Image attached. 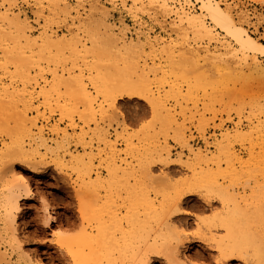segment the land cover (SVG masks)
<instances>
[{
    "label": "rangeland",
    "instance_id": "rangeland-1",
    "mask_svg": "<svg viewBox=\"0 0 264 264\" xmlns=\"http://www.w3.org/2000/svg\"><path fill=\"white\" fill-rule=\"evenodd\" d=\"M11 1L12 0H10V2ZM13 1L17 5L14 10L15 13L13 14L20 13L22 18L27 17L29 21L35 25L34 27L36 30H40L42 27L41 25L46 24L50 27L52 25L51 29L57 33L58 38L65 34L67 25H70V20L75 17V14H71V16L67 15L65 9H63L64 6L62 7V5L60 7L63 9V12L65 11L64 13L61 11L60 7L56 8L55 12H50V9L55 8H49V4H47L45 1L42 3L43 5H38L39 0ZM7 2L8 0H0V4H4L6 6L11 4L8 2L9 4L7 5ZM193 2L194 6L198 8L195 0H193ZM228 2L234 3L235 5L241 7L243 11L248 13L249 16L247 17V22H245L243 26L256 41L264 44V0H228ZM36 3L38 4L36 5ZM67 3L70 8H80L81 22H76L77 24H75L73 27L76 32L79 30V32H77L78 35L80 34L79 37L86 40L87 47L83 49L89 50V47L91 50H89L90 52H86L82 51L83 49L80 48L78 50L81 51V54L78 55L79 53H77L75 55V52H73L72 48L70 49L68 46L63 47L62 45V48H59L61 47L60 45L57 48H55V46L53 48L48 47L49 50L47 47H45V49L41 48V52L40 50L37 51V49V52L35 51V60L33 59L34 63H32L34 66L36 65L35 71L31 77L36 76V81L41 83L46 79L50 81L51 84L50 86H47L49 89L48 97L46 99L41 97L38 99L36 98L33 103V107L38 105L37 107L39 108V113L44 115L45 118H48V123L44 122L41 125H47L49 128L57 126L58 129L63 130L66 129L67 126L72 122L79 124V126H84L83 122H87L88 124H85V127L82 131H80V129L76 132L68 130V138L65 140H58V142H60V153H66L68 155V159H70L67 167L65 166L63 168L57 165L54 161V158L51 157L31 160L28 157H23L20 153L15 152L16 149H14L15 151H8L7 149L10 147L13 149L11 143L15 137L19 138L22 135L21 139L19 138V140L27 141V136L32 125H29L30 121L28 124L26 123V126H24L22 123V127H24V129H22L21 124L16 116L18 113L14 111L17 113L15 115L13 112L9 111H13L10 108L14 104L17 107V109L14 110L18 111L19 109L20 113V110L23 111V108H25L23 107L24 103H20L19 98H17L19 102L15 98L14 101H16L14 102L12 100L11 102V97L8 96L9 99H7L8 97L4 96L5 100L3 101V105L5 104V108L3 109V107H1L3 105L0 106V109L2 108L0 110V147L2 148L4 155L2 158H0V196H2L3 192H6V188L10 183H19L24 180L29 184L28 188L30 189V194L25 196L24 193H22L25 199L19 203V206L21 207L18 210L16 215L17 218L15 219V222L12 226L16 230V235H18L16 238L18 239L21 250L17 248L19 247L17 245L18 243H16L17 240L13 241L14 244L12 245L14 246H12L10 243L13 240L11 226L9 227V225L7 226L5 222L3 223V221H5L4 219L0 220V264H32L33 262L31 263L29 259H34L36 256H39V259L41 258V261L44 264H75L70 252H72L74 249L73 253L75 254L79 248L81 249L79 250L82 252L83 259L84 256L87 258L89 255H93L88 257V259H91L90 261H85L86 264H91L93 258L96 259V264H112L115 263L113 259H116L115 261H117L115 264H144V261L148 264H244V262L242 263V261L238 259L228 263L221 256H219L220 253L218 251L208 250V246L206 244H192L189 248H187V241L201 235L205 236L206 238V235H210L208 231L212 228V231L215 230L213 231L214 233L217 232L216 234L218 237L225 236V231L223 232V230L216 229L215 226H211L212 223L216 221V217L219 215L217 212L220 211L222 213L223 210L225 211L224 205L216 200V196L218 195L217 193L220 192L218 189L222 191L225 190V192H223L226 193L229 198L231 197L230 195L236 197H233V199H235L237 202L232 201L233 199L231 197V202H229L228 207H235L234 205L236 203L238 205L239 203V207H241L244 212H252L251 214H256L257 218L259 214L258 212L264 213V133L259 131L261 130L260 128L264 126V77H259L261 71L256 69L255 65L248 64L250 67L245 68L244 73L246 74H244L245 76L243 75L244 77L237 76L238 81L235 82L236 78H233V82H231L232 80L230 82L227 80V83L225 82V84H223L224 80L222 81L223 78H220L221 73L217 74L214 72V74L213 71L211 72L206 66H204V68L203 62L200 63L204 70L201 66H198L199 64L195 67L194 64L190 63L189 66L187 62V65H184L186 63L183 62V65L177 63V67H171L168 63L169 61L162 59L164 70L150 76V79H148L149 91L140 88H136V90L134 89L139 93L140 97L137 96L134 98H128L126 97L125 92H106L108 90L106 87L109 84L111 85L115 80L123 78L122 76H124L125 68L128 70L130 67V60L133 58L131 61L132 63H135L137 61L135 59H141L145 52L149 54V49L145 48V50H143L141 47H136L134 49L130 48V50H133V52H128L127 54L125 51H127L129 48L124 50L119 48V45H121L120 43H116L118 46L116 51H120L122 55H125V57L123 56L124 59H121V61L119 60L120 56L117 57L118 61L114 62L112 60L113 58L116 60V57L112 54V51L115 50L116 46H114L113 43H108L109 38L105 37H110L112 34L109 33L108 28H111V25L112 28L115 26L113 30L115 35H118H116L118 38L120 37L121 29L123 30L126 28L127 31H124L127 32L125 37L128 43L130 42L129 39H131V41H135L136 31L138 30V26L135 19L133 18V14H131L122 6L121 0H117L114 5L111 3V0H97V9H94L92 0H67ZM128 3V6H130L131 3ZM41 7L44 8V14L41 15L42 18L39 19V23H36L35 20L38 17ZM96 10L99 12L97 11L95 13ZM100 10L102 12L104 10V14ZM105 13H107V15ZM147 14L148 12H139V16L142 19L140 17L138 18L139 20L141 19L140 21L145 23L149 28H152L155 25L153 27L154 30L152 32V36L168 38V35L161 30L158 23L151 19ZM154 14L155 13H152V16ZM88 18H92V20L95 21L93 22ZM101 20L102 22L100 23ZM236 20L239 22V16L236 17ZM61 21H64L65 23ZM90 21L92 23H90ZM47 22H49V24ZM98 22L101 25H98ZM106 23H110V25ZM102 24H105L106 26ZM77 26L79 27L77 28ZM99 26H104L105 29L103 30V27ZM145 30L147 31V29H144L143 31L146 32ZM221 34L223 36V33ZM104 37L108 41H106ZM110 39L112 40L111 37ZM92 40H95V43L92 42L95 44V46L94 44L90 43ZM101 49H106V52H109L108 55L110 58L106 57L109 60H104L106 59L104 57L99 60V56L101 55H99L100 52L98 53V51ZM121 49L124 50L125 54ZM43 50L45 51L42 52ZM70 52L74 55H72ZM84 52L89 54H85ZM136 53L139 58H137ZM1 54L2 50H0V79L3 78V83H5L6 86L12 87L11 89H14L15 87L16 91H20L19 93H24V85L22 84L23 79L20 75L21 73L16 74L18 71H16L14 64L11 63H8L7 68L9 70L5 69V71L3 69L4 65H2L5 63V60H3L5 57L3 54L1 56ZM121 54L119 53V55ZM129 54L133 56L132 58L130 57V59L127 56ZM116 55H118V53ZM153 55L156 62L158 63L161 55L159 56L158 53ZM258 61V64L264 68V58L259 56ZM84 62L87 68L83 66ZM190 62L192 63V61ZM114 63L118 66H115ZM95 64H97L99 68H92ZM189 67L196 69L198 67V70L194 69L186 74V71L189 70L186 69ZM90 68L93 69L91 70V73L88 70ZM200 68L202 69L201 71H203V73L206 72V70L209 73L206 72V75L203 74L205 77L202 78V80H197L198 78H196V76L199 74H194L192 71L198 72ZM56 69L58 71H67L71 69V71L75 72L73 75L80 74V70H82L83 74L85 73V80L94 78L98 79L99 75H105L104 83H102L101 86V89H106L103 91L104 93L97 94L94 91V88H91L92 85H90V89L94 91L93 96L97 98L98 102L96 104L95 110H98L99 103H102V105L108 111L104 120H98L97 123H94V119L90 117L81 119L79 113H82L83 115L82 111H84V109L82 107L83 100L80 95V91L77 86L66 84L65 82L55 85L52 84V73ZM253 69L254 72H251ZM131 70H133V68ZM210 73L213 75V77L215 76L218 79L217 80L214 77V80L216 79V81L221 83L218 84L217 82V84H215V81H213V77ZM216 74L220 77H218ZM261 75H263V73H261ZM66 78L67 76H65L63 79ZM198 81H200L201 84ZM87 82L89 83V81ZM33 84V81L28 84V92L33 90ZM26 95H24V97ZM147 97L150 99H161L162 102H164L163 104L166 105L165 109L169 110L170 114L173 115L172 119H174V122H172L167 117L162 119L163 115H167V112L163 111L161 113L162 116L159 115L160 113L154 112L152 107L145 101ZM27 99L28 96L24 98L25 101H27ZM7 100H9L10 104ZM15 103H18V105ZM8 106H10L9 109ZM111 106H113V110ZM33 116L34 115L31 114L27 118H32ZM163 120H165V122H163ZM25 127L26 131H28V134H25L26 136L24 135V133H26ZM233 129L239 132H236ZM23 130L25 132H23ZM98 131H101V133ZM83 132H86L84 137ZM225 132L226 134H229L230 138L229 140L225 141V144H227L230 149L228 152L229 158L224 152L217 153L218 148L216 145L218 144V141H220L222 137L225 136ZM45 133L46 137H52L48 133V129H46ZM105 133L108 134L106 141L108 146H105L103 141L100 140L102 138V134ZM17 135L19 136L17 137ZM23 136L24 139H22ZM180 137H182L186 143H184ZM213 142H215V144ZM183 143L185 145L187 144L188 147H185ZM182 144L183 146H181ZM111 145L112 147L114 146L113 150L117 154L118 159H125L129 164L128 166L123 167L125 174H123V172L119 173V178L117 176L114 181L113 179H110L111 177H109V172L106 171L108 162L112 156ZM190 147H192L195 152L204 151L206 149L204 154L207 153L206 158L208 159L203 157L201 158L202 161L200 160L199 162L194 154L189 152ZM191 155H193L195 158H193ZM209 157H211V159H209ZM230 158L232 161H229ZM204 159H206V163L203 162ZM165 161H173V163H170V166H168L164 165ZM185 161L188 162L185 164ZM91 163L93 164L92 168ZM189 164L192 166V169L187 168L186 165ZM96 167H98V171L100 172L101 176V180L96 182L97 184L94 183L95 175L93 173ZM234 167L235 169L233 170ZM201 170H207V172H209L208 170L211 171V178L212 175L214 178H209L210 183L208 180L202 182V180L194 178V175L195 177L200 175L199 172H201ZM223 170H228L229 172L225 171L226 173L228 172V175H224ZM235 171L237 172L235 173ZM230 172L233 173L232 177L230 176ZM80 173L81 175L87 177V182L89 180L93 183L86 182V186L81 184L78 179V175H80ZM85 173L86 175H88V173L91 174L86 176ZM89 176L90 179L88 178ZM123 176L127 178L125 179ZM119 179L123 180L124 182L122 183V181H118ZM211 180H215L216 182L212 181L213 184H211ZM120 182L122 185H120ZM127 184L129 186L124 187L127 186ZM133 186H135V189ZM189 188L195 189L197 195L184 198L180 202L177 201L174 204L173 202L177 200L175 197H178L180 193L186 191ZM215 188H218V192L215 190ZM131 189L134 190V194L137 191H140L141 194L142 190V192L150 193L149 195L151 198L155 197L157 200L156 207L161 205L158 204L159 202L162 203L167 201L166 203H168L169 206L167 211L169 212L166 211L164 215L167 216V213L172 214V219L170 216L169 219L166 217L167 220L164 217V221H159L160 224L158 221H151L150 226H146V224L144 225L143 221L141 220L145 219L143 213L145 209H143V205L140 204L139 206L136 198L137 196L133 195ZM137 193L135 195H137ZM140 194L138 193V195ZM132 199L133 201L136 199L135 203L132 201ZM238 200H240V202ZM233 202L235 203L233 204ZM177 203L180 204L176 206ZM243 207L246 211L243 209ZM46 209L48 211H45ZM170 209H172V211H170ZM141 210L143 212H141ZM176 210H186L188 215H175ZM129 212L140 213V215L138 213V219L140 222L138 227L141 229L139 235L142 236L143 239L145 238L147 241L132 240L134 242L132 253L133 257L125 258L123 256V240L121 239V236H123L122 234L125 233L127 229V233H130L129 231L132 229V226H129V223L126 222L127 214ZM130 213L128 217H132ZM115 214L117 216L118 222L122 223L123 226L125 225L126 227L124 226L123 228L122 226V228L120 227L117 229L118 231L115 229L111 231L110 235H112L114 245H107L104 242L100 243L102 240L97 241V238L98 240L101 238L100 230L98 229L99 232L97 233V228L102 225L101 223L104 224L99 227L100 229L103 226L111 228V218L112 215ZM49 215L52 222H50V225H47L44 222L46 217L48 218ZM259 215H261V213ZM3 216L4 212L1 211L0 208V218H3ZM176 218L178 221H176ZM198 219H200V221ZM258 219L260 221L259 223H255V226L257 229H259L257 235L260 239H258V237H254L255 241L252 240V244H248V247L250 246L252 250L250 247L249 249L246 247L244 250L248 249L249 251H243L244 253L246 252V256L248 254L246 257L247 259H253V264H264V253L262 254V252H264V220L261 222L262 218ZM203 221L206 222L205 225L203 224ZM166 223L168 224L167 227ZM260 223L262 224L260 225ZM172 225L175 226L173 227ZM165 227L166 232H164ZM207 227L210 228L208 229ZM121 229H123L124 232ZM150 229L153 230V232ZM149 230L151 233H149ZM131 231L133 232V229ZM4 232L9 234L7 235ZM86 234L88 236H85ZM160 234H165L166 236L169 234L170 236V239H168L167 243L163 241L164 244L161 243L162 240L157 238L160 242L159 246H161L160 251L163 254L159 255L158 257L155 255H146V251H148L149 246L155 241L154 237H157ZM174 234H176V236ZM90 235L94 237L96 235V239L92 240L91 238L94 237H91ZM83 236L86 238L83 239ZM79 237L82 238V243L86 242L85 244H80L82 247L77 245L79 239H81ZM118 237H120V243L118 241ZM256 242L260 244L255 246ZM116 244L119 249L116 248ZM175 245L178 246L179 249L178 253L176 254V257L179 258L178 261H175V255L171 257L170 254L171 248L173 246L176 247ZM68 246L72 247V249L70 250ZM159 246L158 248H160ZM257 246L260 248H258V250H261L262 252H257ZM253 248H256V251L253 250ZM187 251V256L189 259L184 260L183 254H185ZM111 257L113 261L112 263ZM219 257L220 261L218 263L217 259ZM261 257L262 259H260ZM146 258L148 259L146 260ZM224 261L225 263H223Z\"/></svg>",
    "mask_w": 264,
    "mask_h": 264
},
{
    "label": "bare ground",
    "instance_id": "bare-ground-1",
    "mask_svg": "<svg viewBox=\"0 0 264 264\" xmlns=\"http://www.w3.org/2000/svg\"><path fill=\"white\" fill-rule=\"evenodd\" d=\"M44 1L47 2V4H49V8L50 7L55 8V9L52 8L53 10L50 9L49 10L50 12H55L56 8H59L62 5V7L64 6L63 9H65L67 15L71 16V14H75V17H73L70 20V25H67L66 32L64 31L65 34L60 38H58L57 33L51 29L52 25L50 27L44 23L45 25H41L42 27L40 30H36L34 27L35 25H33L27 17L23 16L24 18H22V15L20 13L13 14V13H15L14 10L17 6L13 0L11 2H10V0H8V2L11 3V4H9L7 2V5L9 4L8 6H6L4 4H0V48H1L0 50H2V54L5 57V58L2 57L3 60H5V63L2 64V65H4L3 69L9 70L7 68L8 63L14 64L16 71H18L16 74L21 73L20 75L22 76V79H23V82H22V84L24 85L23 92L27 94L26 95L22 92L19 93L20 91L19 92L16 91L15 87H14V89H11L12 87L6 86L5 83H3V80H2L3 78H2V79H0V106L3 105V103H4L3 102L5 100L4 96L5 97H8V96L11 97V100H10L11 102H12V100L14 101V98L15 99L19 98L20 103H24L23 104L24 105L23 107H25V108H23L24 110L23 111L20 110V113H19V109H18V111L14 110V109H17V107L13 104L16 101L15 100L12 103L15 107L12 105L14 108L11 106L10 109H12L13 111H9V112H13L15 115L18 113L16 116H17V118L21 124V127L23 126L22 123L24 124V126H26V123L28 124L29 121H30L29 125L30 126L32 125L30 130H29V134L27 133L28 131H26V127H25L26 133H24V135L28 134V136H27L28 140L27 141L19 140V138L21 139L22 135L19 138L15 137L14 139H16V140L13 139L12 143H11L12 144L11 146L13 147V149L11 147H10L11 149L6 147L8 149V151L16 149V151L14 150L15 152H18L23 157H28L31 160L44 159L46 157H51V158H54V161L56 162L57 165L64 168L65 166L67 167V164L70 162V159H68V155L66 153H60V151H59L60 142H58V140L59 139L65 140L66 138H68V135H69V134H67L68 130L76 132L80 129V131H82L85 127V124H88V123L83 122L84 126H79V124L72 122L71 124H69L67 126L66 129H63V130L58 129L57 126H54L53 128H49V127H47V125H41L44 122L48 123V118H45L44 115H41L39 113V108L37 107L38 105H36V107H33V103L36 100V98L38 99L39 97H41L43 99L44 98L46 99L48 97L49 89L47 86H50L51 82L45 79L41 83V82L36 81V79H35L36 76L31 77L33 72L35 71V66H36V65L34 66V64H32V63H34L33 61L35 60L34 57L36 55L35 51L37 49H38L37 51H39L41 48H43V49H45V47H47V48L52 47L53 48L54 46H55V48H57L59 45L60 46L62 45L63 47L68 46V47H70V49L72 48L73 52H75V55L77 53H79L78 55H80L81 51L78 49H80V48L83 49V48L87 47L86 46L87 44H86V40L79 37L80 34L79 35L77 34V32H79V30L76 32L74 30V27H73L75 24H77L76 22H78V23L81 22L80 8H78V7L70 8L68 6L69 2L67 3V0H39V4L36 3V5L37 4L43 5L42 3ZM78 1H80V0H78ZM92 1H93L94 9H95L97 7V4H98L97 0H92ZM116 2H117V0H111V3L113 5ZM128 2L131 3L130 6H128V4H129ZM195 2L197 3L198 8H196L194 6L193 0H121L122 6L125 9H127L131 14H133V18L136 21V24L138 26V28H137L138 30L136 31L135 41L134 40L131 41V39H129L130 42L128 43L126 40V37H125V35L127 33V32H125V31H127L126 28L123 30L121 29L119 38L116 37L117 34L115 35V32L113 30V28L115 26H113V28H112V25H111V28L110 27L108 28L109 33H112L110 35L112 40L108 36H105V37L109 38L108 39L109 41L105 37L104 38L106 39V41H108V43L109 42L113 43V45L116 46L115 50L112 49L113 51H115V52L112 51V54L116 57V60L114 58L112 60L114 62L118 61L117 57L120 56L119 60L121 61V59L122 60L124 59L123 56L125 57V55H122L120 51H118V52L116 51V48H118L116 43H120L121 45H119L120 46L119 48H122L124 50H127L128 48H129L128 50H130V48L134 49L136 47H138V48L141 47L143 50H145V48H148L149 54H147L145 52L146 53V55H145V53L143 52L144 56L143 57L141 56L142 57L141 59H139V60L135 59V60H137L136 62L133 60L135 63H132V61H131L133 59L132 58L133 56L131 54H129L131 56L127 55L129 57V59H130V57L132 58L130 60V65H129L130 67L128 66L129 72L125 68V71L123 70L124 71V76H122L123 78H120L119 80H115L111 85L109 84L106 87V89H108L106 92H110V93H118V92L124 93L125 92L126 97H128V98H132V97L134 98L137 96L140 97L139 93L135 91L136 88L145 89V90L149 91L148 79H150V76L155 75L156 73H158L160 71L162 72V70H164L163 64H162V59H165V61H169L168 63L170 64L171 67L172 66L177 67V63L182 64L183 62H185V63L187 62L188 64L189 63L194 64V66L196 67V65H198V64H199L198 66H201L200 62H203V67L206 66L211 72L213 71V73L215 72L217 74L221 73L220 74L221 77L217 74L216 75L218 77H220L221 79L223 78L222 79V81L224 80L223 84H225V82L227 83V80H229L228 82H230L231 80H232L231 82H233L234 81L233 78L237 79V76L242 77L244 74H246V73H244L245 68L250 67V65H248V64L255 65V68L258 69L259 71H261V73H263V75H261V73L259 72L260 73L259 77L260 76H262L261 78L264 77V68H262L258 64V62H259L258 57L261 56L264 58V44L256 41L252 37V35H250L248 33V30L243 26L244 23L247 22V17L249 16L248 13L246 11H243L241 9V7L235 5L234 3L228 2V0H195ZM73 6H75V5H73ZM89 6H91V5H89ZM60 9H61V7H60ZM63 9H61V11ZM94 9H93V11H94ZM39 11L40 12L38 13V17L35 20L36 23H39V19L42 18L41 15L44 14V8L41 7ZM97 11L98 10H96L95 13ZM16 12H17V10H16ZM103 12H104V10H103ZM106 12H108V11H106ZM139 12H148L147 15L151 19L155 20L158 23L161 30L164 31V33H166L168 35V38H166V37L160 38L161 36L160 37L152 36V32L154 30L153 27L155 25L152 28H149L145 23L141 22L140 20L142 18L139 16ZM90 13H91V9H90ZM130 13H128V14H130ZM152 13H155V14L152 16ZM59 14H61V13H59ZM103 14H102V16H103ZM105 14L107 15V13H105ZM35 15H36V12H35ZM49 15H46V16H49ZM106 15H104V16H106ZM235 16L236 17L239 16V18H240L239 22L236 20ZM138 17H140L141 19L139 20ZM92 18L91 19L88 18V19L94 22L95 20H92ZM105 18H107V17H105ZM43 19H45V18H43ZM46 21H48V20H46ZM91 21H90V23H92ZM43 22H45V21H43ZM61 22H64V21H61ZM101 22H102V20L100 21V23ZM47 23L49 24V22H47ZM100 23L98 25H101ZM106 24L110 25V23H106ZM102 25H105V24H102ZM113 25H114V23H113ZM79 26H80V24H79ZM79 26H77V28ZM123 26H126V25H123ZM134 26H135V24H134ZM63 27H64V25H63ZM99 27H103V30L105 29L104 26H99ZM116 27H118V26H116ZM126 27H128V26H126ZM144 29H147V31L145 30L146 32H144L143 31ZM37 31H38V33H37ZM128 31H129V29H128ZM109 33H108V35H109ZM221 33H223V36ZM105 35H106V33H105ZM127 36L129 37L128 34H127ZM94 41L95 40H92L90 43H92ZM94 43H92V44H94ZM113 45H111V46H113ZM62 46L59 48H62ZM94 46H95V44H94ZM88 49L91 50V48H89V47H88ZM41 50H40V52H41ZM48 50H49V48H48ZM89 50L83 49L82 51L90 52ZM124 50H122V51L124 52ZM128 50L125 51L127 54H128V52L129 53L133 52V50H130V51H128ZM44 51L45 50H43L42 52H44ZM86 52H84V53L89 54ZM116 52L118 53V55H116L117 54ZM125 52H124V54H125ZM98 53H99V55H101V56H99V60H101L103 57L104 58H106V57L110 58V56L108 55L109 52H106V49H104V50L101 49L100 51H98ZM119 53L121 55H119ZM155 53H158L159 56L161 55L159 60H158L159 61L158 63L156 62L154 55H153ZM2 54H1V56H2ZM71 54L74 55L73 53H71ZM136 56H137V58H139L137 53H136ZM164 57H166V58H164ZM104 60H109V59L106 58ZM190 61H192V63ZM85 62H84L83 66H85ZM187 63L184 65H187ZM190 64H189V66H190ZM87 66H88V64H87ZM115 66H118V65L115 64ZM131 66H132L133 70H131L132 69ZM175 67H174V69H175ZM203 67H202V69H203ZM92 68H99V66L97 64H95L94 67H92ZM92 68L88 69L90 71V73H91V70H93ZM194 69H196V68H192V67L187 68L186 70H188V71H186V74L189 71L194 70ZM202 69L201 68L199 69V71H198L199 73L197 71H195L196 73L194 71H192L194 74H199V75L201 74L200 76L195 75L196 78H198L197 80H200V79L202 80V78H204L206 75L207 70H206V72L203 73V71H201ZM196 70H198V67ZM131 71H132V73H131ZM177 71H178V69H177ZM251 72H254V69ZM74 73L75 72L71 71V69L67 70V71H64V70L58 71L56 69L52 73V78H51L53 81L52 84L55 85V84H58L61 82L62 83L65 82L66 84L77 86V88L80 91V95L82 97V100H83L82 101V103H83L82 107L84 109V111H82L83 115H82V113H79L80 114L79 116H81V119L90 117V118L94 119L93 120L94 123H97L98 120H104L105 117L107 116L108 111L102 105V103H99V105H98L99 109L95 110L96 104L98 102H97V98L93 96V93H94V91L97 94L104 93L103 91L106 89H101V86H102V83H104V76L105 75H99L98 79L94 78L95 80L94 79L85 80V78H84L85 73L83 74L82 70H80V74L73 75ZM207 73H209V72H207ZM183 74H185V73H183ZM203 74H205V75H203ZM14 76H15V72H14ZM14 76H12V77L15 78ZM65 76H67V78L63 79ZM211 76L213 77L212 74H211ZM214 77H213V81H215V84H217V82H218V81H216L217 77H215L216 78L215 80H214ZM236 79H235V82L238 81V79L237 80ZM12 81H13V79H12ZM31 81H33V83H34L32 85L34 88L32 91L28 92L27 91L28 84L31 83ZM87 81H89V83ZM198 82L201 84L200 81H198ZM220 83L221 82H218V84H220ZM90 85H92L91 88L92 89L94 88V91H92L90 89ZM24 95L28 96L27 101L24 100V98L26 97V96L24 97ZM9 97L7 99H9ZM2 98H4V99H2ZM119 98H121V97H119ZM7 101L9 103V100H7ZM145 101L152 107L154 112L160 113L159 115L162 116L161 113L163 111L167 112V115L166 116L163 115V118L160 116L162 119L167 117L172 122H174V119H172L173 115L170 114L169 110L165 109L166 105L163 104L164 102H162L161 99H157V98L156 99H150L147 97L145 99ZM18 102H19V100H18ZM15 104L18 105V103H15ZM4 105L1 106V107H3V109L5 108ZM9 107L10 106H8V109H9ZM112 107L113 106H111V108ZM112 110H113V108H112ZM14 111H16L17 113ZM84 112H85V114H84ZM31 114L34 116L32 118H27ZM97 117H98V119H97ZM163 122H165V120H163ZM49 125H50V123H49ZM22 129H24V127H22ZM28 129H29V126H28ZM46 129H48V133L52 137H50V138L46 137V133H45ZM260 129L261 130H259V131L264 133V126ZM233 130L236 131L235 129H233ZM25 131L23 130V132H25ZM101 131L100 132L98 131V132L101 133ZM236 132H239V131H236ZM85 134H86V132H83V137ZM222 134H221V136H222ZM224 134H225V136H223L222 139L220 137L221 140L218 141V144L216 145L218 148L217 153H223L224 152L228 157V155H229L228 152L230 149H229L228 145L225 144V141L229 140L230 138H229V134H226V132ZM18 136L19 135H17V137ZM107 138H108V134L105 133V134H102V138L100 139L103 141L105 146L106 145L108 146V143L106 142ZM180 138L183 140L182 137H180ZM22 139H24V136ZM188 140H190V139H188ZM183 142L186 143V141H184V140H183ZM213 143L215 144V142H213ZM54 144H55V147H54ZM183 144L181 146H183ZM184 146L188 147L187 144L186 145L184 144ZM111 148H112L111 149L112 150L111 151L112 156L110 157L106 171L109 172V177H111L110 179H113V181H114L119 173L123 172V174H125L123 171V167L128 166L129 164L125 159H118L117 154L113 150L114 146L112 147V145H111ZM214 148H216V147H214ZM204 151H196L195 152V150L192 149V147H190V149H189V152L194 154V156L196 157V159L199 160V162H200L201 158L207 157V153L204 154ZM3 156L4 155L2 152V148L0 147V158H2ZM191 156H193V155H191ZM194 156H193V158H195ZM211 157H213V156H211ZM211 157H209V159H211ZM69 158H70V155H69ZM166 158H168V157H166ZM166 158H165V160H166ZM150 159H152V158H150ZM206 159H208V158H206ZM206 159H204L203 162L206 163V161H205ZM144 160H145V158H144ZM161 161H162V159H161ZM180 161H182V160H180ZM207 161H210V160H207ZM229 161H232L231 158ZM187 162L185 161V164ZM170 163H173V161L172 162L171 161H167V162L165 161L164 165L170 166L169 165ZM92 165L93 164L91 163V168H92ZM181 165H183V164H181ZM186 166H187V168L192 169V166H190V164L186 165ZM89 168H90V166H89ZM193 168H194V166H193ZM234 169H235V167L233 168V170ZM98 170H99L98 167H96L95 171L93 172L95 175V178H94L95 182L94 183L101 180L100 172ZM126 170H128V169H126ZM208 171L209 172H207V170H205V171L201 170V172H199L200 175L197 177H195V175H194V178L198 179V180H202V182L206 181V180L209 181L210 179L214 178V176L212 175V178H211V171L210 170H208ZM225 171H228V170H225ZM224 172H223V174L226 175L229 171L227 173L226 172L224 173ZM236 172L237 171H235V173ZM199 173H197V174H199ZM230 173H229V175H230ZM233 173H234V171H233ZM233 173H231V175H230L231 177H232ZM78 174H79V172H78ZM90 174L88 173V175H90ZM85 175H86V173H85ZM88 175H86V176H88ZM20 177H22V176H20ZM88 178L90 179V176ZM118 178H119V176H118ZM124 178L126 179L127 177H124ZM78 179L81 182V184H83V185H85V184L87 185V183L92 182V181L90 182L89 180L87 182L86 181L87 177L81 175V173H80V175H78ZM94 179H93V181H94ZM79 181H77V182H79ZM118 181H122V183L124 182L123 180H120V179ZM208 181H207V183H208ZM212 181H215V180H211V184H213ZM21 182L10 183L8 185V187L6 188V192H3L2 196H0V208H1V211L4 212V216H3V218H0V220L4 219L5 221H3V223L5 222V224H7V226L8 225H9V227L11 226V228H12L11 233L13 236V240L10 238L12 240L10 243L12 245V244H14L13 241L17 240L16 243H18L17 244L19 246V247H17L18 249L21 248L19 245L18 239L16 238V236L18 237V235H16L17 234L16 230L12 226L15 222V219L17 218L16 215L18 213V210L21 207V206H19V203H20V201L25 199V197L22 195V193H24L25 196H28L30 194V189L28 188L29 187L28 182L25 180L21 181ZM209 183H210V181H209ZM76 184H78V183H76ZM120 185H122L121 182H120ZM214 185H216V184H214ZM128 186L129 185L127 184V186H124V187H128ZM133 187L135 189V186H133ZM213 187H215V186H213ZM217 189L215 188L216 191H217ZM140 190H142V189H140ZM133 191L134 190H132V193H133ZM142 191H141V194H140V191L139 192L137 191L140 195H138L137 192H136L137 195H135L136 193L135 194L133 193V195L137 196L136 198H137V202H138L139 206L141 204L144 207V208L143 207L142 208L145 209L144 212L141 210V212H143L144 216H145V219L142 217L144 220H141V221H143L144 225L146 224V226L147 225L150 226L151 221H158V222L161 221L162 222V221H164L163 220L164 217L165 218L167 217L168 219H169V216L171 217L172 214H169V213H167V216L164 215V213L167 211V209H169L168 203H166L167 201L162 202V203L157 202L158 204H161V205H159V207L158 206L156 207V201H157L156 198L154 196H153L154 198H151V196L149 195L150 193H146V192H142ZM218 191H220V192L217 193ZM218 191L216 192L218 194V195L216 194L217 195L216 200L219 201V203H222L224 205L225 211L223 210L222 213L220 211L217 212L219 215L218 216L216 215L217 216L216 221H214L211 226L212 227L215 226L216 229H221V230H223V232L225 231L226 232L225 236L222 235L223 237H218L216 234L217 232L214 233L213 231H215V230L212 231V229H213L212 228L208 231L210 235H206L207 236L206 238H205V236L201 235L198 237H194L193 239H189L187 241L188 247L187 246H185V247L189 248L190 245H192V244L194 245V244H198V243L206 244L208 246V250L218 251L220 253V255L218 253L217 254L219 256H221L228 263L230 261L238 259V260L242 261V263L244 262V264H251L252 262H254V261H252L253 259L252 260H250V258L247 259L246 257L248 256V254L246 256L245 255L246 252L244 253V251H246V250L249 251L248 249L250 246L248 247V244L249 245L252 244V242H253L252 240H254V237L255 238L258 237L257 234H258L259 229H257V227L255 226V223H259L260 220L258 218H262L261 222H263L264 213L258 212L259 214L261 213V215H262V217H261V215H259L255 211L258 214V218H257L256 214L255 215L251 214L252 212H244L242 210V208L239 207V203H238V205L236 203L234 205L235 207L231 206V208H230V207H228V204H229V202H231V197L233 199L234 196L230 195L231 197L229 198L228 195L226 193H224L225 190H223L224 191L223 192L222 190L218 189ZM194 195L195 196L197 195L196 190L189 188L186 191H183L182 193H180L179 196L177 195L178 197H175L177 200L175 202H173V201L172 202L175 204L177 201L180 202L182 199L187 198V197H191ZM138 196H140V197H138ZM175 198H174V200H175ZM234 198H236V197H234ZM108 200H110V199H108ZM135 200L133 201V199H132V201L134 203H135ZM240 200H238V201L240 202ZM232 201H235V199H233ZM111 202H112V199H111ZM235 202H237V201H235ZM235 202H233V204ZM179 204L177 203L176 206ZM245 207H246V205H245ZM233 208H236V209H233ZM243 209L245 210L244 207H243ZM45 211H48V210L46 209ZM170 211H172V209H170ZM167 212H169V211H167ZM129 213L127 214L126 222L129 223V226H132L133 232L131 231L132 229L130 228L131 229L129 231L130 233H127V230H128L127 229L126 232L122 234L123 236H121V239L123 240V256L125 258H132L133 257L132 253H133L134 242L132 240H137V241L145 240V241H147L145 238L143 239L142 236L139 235V232H141L140 231L141 229H139V227H138V225L140 224L139 219H138V213L139 212L130 213L132 217H128ZM116 214L112 215V218L110 217L112 220L111 228H107V227L103 226L100 229L99 227H101L104 223H101L102 224L101 226H99L100 225V223H99V225H98L99 227L97 228V233L100 230L101 238L99 240L97 238V241L102 240L100 243L104 242L107 245H109V244L114 245L112 235H110V233L113 229L117 230L118 228H120V227L122 228V226H123L122 223L118 222ZM139 215H140V213H139ZM175 215H179V216L180 215H188V212L186 210L185 211L184 210H176ZM123 218H124V216H123ZM167 218H166V220H167ZM171 219H172V217H171ZM178 219H180V218H178ZM195 220H197V219H195ZM198 220L200 221V219H198ZM176 221H178L177 218H176ZM50 222H52V221H51L50 215H49L48 218L46 217L44 223H46L47 225H50ZM165 222H167V221H165ZM205 223L206 222H204L203 224L205 225ZM159 224H160V222H159ZM171 224H173V223H171ZM261 224L262 223H260V225ZM124 226H123V228H124ZM167 226H168V224L166 225V227ZM172 226L174 227L175 225H172ZM166 227H165L164 232H166ZM109 229H110V232H109ZM121 230L123 231V229H121ZM150 230H149V233H151V231L153 232V230H151V231ZM162 230H164V229H162ZM260 230H261V228H260ZM167 231H168V229H167ZM174 231H176V230H174ZM7 232H4V233L7 234ZM218 234H219V232H218ZM97 235H99V234H97ZM170 235H172V234H170ZM174 235L176 236V234H174ZM85 236H88V235L86 234ZM91 237H94V236H91ZM155 237H154V240H155L154 243L150 246L148 245L149 249H148V251H146L147 252L146 255H155L156 257H158L159 255L163 254L160 251L161 246H159L160 242L158 240L159 239L162 240L161 243L164 244L163 241H165L167 243L168 239H170V236H169V234H168V236H166L165 234H160L156 238ZM79 238H81V237H79ZM85 238L86 237L83 236V239H85ZM157 238H159V239H157ZM91 239L92 240L96 239V235L94 238H91ZM119 239H120V237H118V241H119ZM258 239H260V238L258 237ZM258 239H256V240H258ZM77 241H78V239H77ZM120 241H119V243H120ZM16 243H15V245H16ZM83 243L85 244L86 242H83ZM83 243H82V238H81V239H79L77 245L82 247V245H80V244H83ZM147 243H149V242H147ZM213 243H215V244H213ZM259 244L256 242L255 246L259 245ZM7 245H8V243H7ZM11 245H10V247H11ZM12 246H14V245H12ZM119 246H121V245H119ZM158 246L160 248H158ZM8 247H9V245H8ZM68 247L70 248V250L72 249V247H70V246H68ZM246 247H248V249L244 250V248H246ZM116 248L119 249L117 244H116ZM258 248H259V246H257V252L258 253L262 252L261 250H258ZM79 249L77 250V253L75 252V254L73 253V250H74L73 249L72 252H70L71 256L73 257L75 264H86V262L90 261V259H91V258L88 259V257L90 255L87 258H85V256H84V259H88V260H84L82 257V252L80 251L81 249L80 250ZM250 249L252 250L251 247H250ZM178 250H179L178 246H176V247L173 246L171 248V252H170L171 257L174 255L176 257ZM253 250L256 251V248L255 249L253 248ZM75 251H76V249H75ZM216 251H215V253H216ZM187 253H188V251L185 254H183L184 260L189 259L187 256ZM252 253H253V251H252ZM263 253L264 252H262V254ZM262 254H260V255H262ZM253 255H256V254H253ZM257 255H259V254H257ZM91 256H93V255L91 254ZM181 256H182V254H181ZM251 256H252V254H251ZM29 257H31V256H29ZM148 257H150V256H148ZM257 257H259V256H257ZM257 257H256V260H257ZM176 258H174L175 261H178L179 258H177V260H176ZM147 259L148 258H146V260ZM219 259H220V257L217 259L218 263L220 261ZM260 259H262V257ZM29 260L31 261V263L33 262L34 264H44L41 261V258L39 259V256L34 257V259L30 258ZM29 260H27V261H29ZM115 260L113 259V261L116 263L117 261H115ZM113 261H112V257H111V263ZM225 261L223 263H225ZM96 262H97L96 259L93 258L91 264H96ZM221 262H222V260H221ZM115 263H112V264H115ZM144 264H148V263H145V261H144Z\"/></svg>",
    "mask_w": 264,
    "mask_h": 264
}]
</instances>
